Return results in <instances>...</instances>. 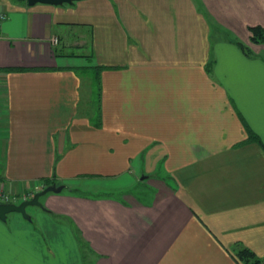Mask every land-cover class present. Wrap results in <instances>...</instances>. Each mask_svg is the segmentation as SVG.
<instances>
[{
    "label": "crops",
    "instance_id": "obj_1",
    "mask_svg": "<svg viewBox=\"0 0 264 264\" xmlns=\"http://www.w3.org/2000/svg\"><path fill=\"white\" fill-rule=\"evenodd\" d=\"M0 10V181L27 199L77 188L40 196L30 220H0V264H239L237 245L264 254V60L249 42L264 0H0ZM93 65L98 113L83 72ZM123 178L143 187L90 196Z\"/></svg>",
    "mask_w": 264,
    "mask_h": 264
},
{
    "label": "trees",
    "instance_id": "obj_2",
    "mask_svg": "<svg viewBox=\"0 0 264 264\" xmlns=\"http://www.w3.org/2000/svg\"><path fill=\"white\" fill-rule=\"evenodd\" d=\"M249 41L252 44H264V28L261 27L260 25L256 26H251L249 27ZM236 45L238 48L245 54L246 56L251 55V49L243 44L240 41L236 42ZM54 52H57V49H54ZM264 60V57H262ZM213 61L209 60L207 64L205 65V69L207 71H210L211 66H212ZM100 66H90V67H84L83 72L84 74H87L88 76L91 77V95L93 99V105H95L96 112L98 113L99 110V98H100V71H101ZM9 70H14V69H9ZM18 70V69H15ZM96 120H98V116L96 117ZM251 140H258L256 136L252 135L250 136ZM48 186V185H46ZM45 186V187H46ZM59 186V185H58ZM62 189L68 190L70 193H75L77 188H70L65 185H63ZM90 196H105L103 193L102 194H92ZM233 256L235 260L239 264H264V254L262 256L256 255L252 250L249 248L243 247V246H235L234 248V253Z\"/></svg>",
    "mask_w": 264,
    "mask_h": 264
},
{
    "label": "water",
    "instance_id": "obj_3",
    "mask_svg": "<svg viewBox=\"0 0 264 264\" xmlns=\"http://www.w3.org/2000/svg\"><path fill=\"white\" fill-rule=\"evenodd\" d=\"M78 0H26L28 5H34L36 3L50 4V5H60L63 3H72ZM63 188V185L56 186L55 184L48 185L41 189L40 191L35 192L28 199H24L18 203L16 202H0V220H6V217L10 213H18L23 218L30 220V216L26 212L28 206H37L41 207L39 197L47 192H60Z\"/></svg>",
    "mask_w": 264,
    "mask_h": 264
},
{
    "label": "rangeland",
    "instance_id": "obj_4",
    "mask_svg": "<svg viewBox=\"0 0 264 264\" xmlns=\"http://www.w3.org/2000/svg\"><path fill=\"white\" fill-rule=\"evenodd\" d=\"M77 30H74V31H69L68 33H67V35L66 36H68V37H71V38H73V37H76L77 36ZM218 37V36H217ZM250 42V41H249ZM243 44H245L246 46H248L249 48H250V46L249 45H247L246 43H244L243 42ZM250 44L252 45V43L250 42ZM255 45H261V47H260V50H259V48L258 47H254L253 46V48L256 50L255 51V54H258V56H261V57H264V44H255ZM237 46V45H236ZM237 49H238V46H237ZM251 49V48H250ZM240 50V49H239ZM74 52H77L76 50H73ZM241 51V50H240ZM242 52V51H241ZM243 53V52H242ZM254 54V52H253V49H251V55L250 56H253V55H255ZM245 55V54H244ZM246 56V55H245ZM260 58V57H259ZM141 177H142V175H141ZM140 177V178H141ZM127 182H129L128 180H126V178H123V179H120V180H118V181H116V183L114 182V183H112V184H110V186L111 187H101L100 188V191H101V193H106V194H108V195H114V196H118V194H119V190H127V189H133V190H136L137 188H139V187H143V186H140V183L137 185V187H132V185H128L127 184ZM118 183V184H117ZM119 183L120 184H123V187H120V189L119 188H114V189H112L113 187H115L114 185H116L117 184V186L119 185ZM113 186V187H112ZM119 187V186H118ZM86 188H88V187H86ZM79 189V188H78ZM80 189H83V188H80ZM79 189V190H80ZM85 189V188H84ZM88 193L92 190V191H94V189H92L91 187H89L88 189ZM91 191V192H92ZM15 202L16 203H18V202H20L18 199H16L15 200ZM20 215V214H19Z\"/></svg>",
    "mask_w": 264,
    "mask_h": 264
},
{
    "label": "built area",
    "instance_id": "obj_5",
    "mask_svg": "<svg viewBox=\"0 0 264 264\" xmlns=\"http://www.w3.org/2000/svg\"><path fill=\"white\" fill-rule=\"evenodd\" d=\"M7 18L6 14L4 13V11L0 10V27L3 23V21ZM57 38L53 37L52 38V43L53 44H57ZM27 195L26 193H22L20 196L15 195V194H11L9 193L6 188L5 185L3 184L2 181H0V202H15V200L17 198H20L21 200L27 199Z\"/></svg>",
    "mask_w": 264,
    "mask_h": 264
}]
</instances>
